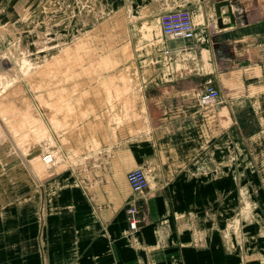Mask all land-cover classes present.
I'll return each instance as SVG.
<instances>
[{"label": "crops", "instance_id": "0c3cea01", "mask_svg": "<svg viewBox=\"0 0 264 264\" xmlns=\"http://www.w3.org/2000/svg\"><path fill=\"white\" fill-rule=\"evenodd\" d=\"M221 1L101 0L102 27L127 32L141 103L101 138L89 171L83 159L62 167L52 129L34 136V160L43 148L49 154L41 158L44 183L42 168L26 171L18 161L28 149L0 141V264H264V0H228L233 21L227 5L218 14ZM58 2L0 0V64L12 41L31 59L40 55V31L57 25ZM182 6L195 36L169 38L159 16ZM16 68L0 70L11 76ZM210 82L222 97L207 108L198 95ZM235 139L259 158L256 168H239L241 183L227 165ZM139 166L149 187L135 196L127 173ZM240 188L256 190L263 210L253 231L245 229L242 257L228 250L221 231ZM132 200L135 229L126 212Z\"/></svg>", "mask_w": 264, "mask_h": 264}, {"label": "rangeland", "instance_id": "374dc122", "mask_svg": "<svg viewBox=\"0 0 264 264\" xmlns=\"http://www.w3.org/2000/svg\"><path fill=\"white\" fill-rule=\"evenodd\" d=\"M58 1L57 25L53 30L45 25L40 31L44 36L40 55L31 59V53L23 49L21 42L12 41L2 51L0 64L2 71L12 72L16 71L17 63L20 68L23 59L28 58L32 72L36 71V76L22 77L9 90L0 93V141L28 149L26 156L18 161L21 166L28 167L26 171L42 168V183L49 173L41 158L49 154L43 148V156L34 160L35 131H38V136L40 131L41 136H45L52 129L58 140L52 142L54 148L58 145L63 156L62 167L82 163L80 159H83L89 171L98 159L101 138L111 132L115 123L129 117L143 96L142 80L134 73L136 69L131 63L133 52L127 32L102 27L101 22L108 15L101 13V0ZM49 30L52 37L48 35ZM36 82H40L41 88H36L33 84ZM40 102L43 104L39 105ZM230 150L229 176L241 183L239 168L242 165L256 168L259 158L252 147L236 139ZM220 165L217 167L219 170ZM17 175L11 174L10 177ZM25 175L34 179L32 172ZM238 193L239 202H235L233 216L221 231L230 242L228 250L232 249L242 257L243 241L247 236L245 229L249 225L253 231L257 225L254 217L263 210L257 206L256 190L240 188ZM243 200L245 204H242ZM248 201L252 204L248 205ZM205 214L209 217L210 211L207 209Z\"/></svg>", "mask_w": 264, "mask_h": 264}, {"label": "built area", "instance_id": "2783aa9c", "mask_svg": "<svg viewBox=\"0 0 264 264\" xmlns=\"http://www.w3.org/2000/svg\"><path fill=\"white\" fill-rule=\"evenodd\" d=\"M101 13H104L103 9H101ZM159 22L165 36L183 39H192L195 36V23L192 13L183 6L166 9L160 14ZM166 53H168V50H166ZM221 97L220 90L210 82L199 94V102L203 107H214L221 102ZM127 179L135 196L142 195L148 190L149 179L146 170L142 166L130 170L127 173ZM127 214L131 228L135 229L138 220L134 201L130 202Z\"/></svg>", "mask_w": 264, "mask_h": 264}, {"label": "bare ground", "instance_id": "6f19581e", "mask_svg": "<svg viewBox=\"0 0 264 264\" xmlns=\"http://www.w3.org/2000/svg\"><path fill=\"white\" fill-rule=\"evenodd\" d=\"M20 63V73H16V75H5L1 70H0V93L1 92H6L11 86H13L17 80H20L22 77H30L33 72H32V65L29 62L28 58L23 59ZM21 61V60H20ZM32 62V61H31ZM37 68V66H36ZM17 69V68H16ZM18 70V69H17ZM35 71V70H34ZM21 75V77H20ZM21 81V80H20ZM37 88H41L40 82L33 83ZM40 85V86H39ZM51 127V126H50ZM49 128V127H48ZM51 130V129H50ZM53 132V131H52ZM54 142V141H53ZM42 143V141H41Z\"/></svg>", "mask_w": 264, "mask_h": 264}, {"label": "water", "instance_id": "95a60500", "mask_svg": "<svg viewBox=\"0 0 264 264\" xmlns=\"http://www.w3.org/2000/svg\"><path fill=\"white\" fill-rule=\"evenodd\" d=\"M223 5H227L228 6V8H229V10H230V16H231V20L233 21L234 20V17L232 16V6H231V4H230V2L228 1V0H226V1H221V2H218L217 4H216V9H217V12H218V14H221L220 13V10H221V6H223Z\"/></svg>", "mask_w": 264, "mask_h": 264}]
</instances>
